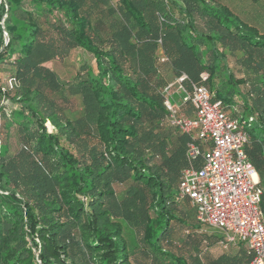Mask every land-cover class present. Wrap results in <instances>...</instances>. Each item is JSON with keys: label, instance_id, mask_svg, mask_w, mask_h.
<instances>
[{"label": "trees", "instance_id": "1", "mask_svg": "<svg viewBox=\"0 0 264 264\" xmlns=\"http://www.w3.org/2000/svg\"><path fill=\"white\" fill-rule=\"evenodd\" d=\"M249 1L256 21L226 0H0V264L253 260L179 199L196 141L164 94L185 75L246 124L264 212V0ZM77 49L96 68L65 81L48 63Z\"/></svg>", "mask_w": 264, "mask_h": 264}, {"label": "built area", "instance_id": "2", "mask_svg": "<svg viewBox=\"0 0 264 264\" xmlns=\"http://www.w3.org/2000/svg\"><path fill=\"white\" fill-rule=\"evenodd\" d=\"M186 78L183 75L164 90L170 125L196 141L189 145V167L182 174L179 199L190 201L202 225L220 231L223 249L243 245L253 255L249 264H264L262 190L245 150L246 124L232 117L221 101H213L205 86L193 84L189 90ZM202 79L206 81L208 75ZM186 103L194 107L193 118L182 111Z\"/></svg>", "mask_w": 264, "mask_h": 264}, {"label": "rangeland", "instance_id": "3", "mask_svg": "<svg viewBox=\"0 0 264 264\" xmlns=\"http://www.w3.org/2000/svg\"><path fill=\"white\" fill-rule=\"evenodd\" d=\"M226 3L235 12L239 13L242 16V18L248 21H256L257 7H261V6L253 5L249 0H226ZM262 28L264 29L263 26ZM83 64H87L93 67V69L96 68L94 57L90 53L82 49H77L73 51L70 54V56L65 60L51 61L48 63V66H50L53 70L57 71L63 80L70 81L74 78V76L80 70ZM204 227L208 231L220 232L216 228L210 226H204Z\"/></svg>", "mask_w": 264, "mask_h": 264}, {"label": "crops", "instance_id": "4", "mask_svg": "<svg viewBox=\"0 0 264 264\" xmlns=\"http://www.w3.org/2000/svg\"><path fill=\"white\" fill-rule=\"evenodd\" d=\"M174 97L176 98V101H180V96L178 94H175Z\"/></svg>", "mask_w": 264, "mask_h": 264}]
</instances>
